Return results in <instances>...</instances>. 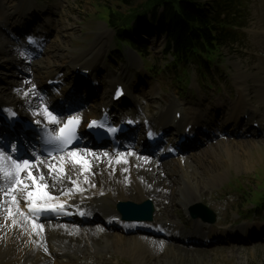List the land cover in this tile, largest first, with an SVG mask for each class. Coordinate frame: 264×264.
<instances>
[{
	"label": "bare ground",
	"instance_id": "bare-ground-1",
	"mask_svg": "<svg viewBox=\"0 0 264 264\" xmlns=\"http://www.w3.org/2000/svg\"><path fill=\"white\" fill-rule=\"evenodd\" d=\"M39 10L35 3L28 6V0H0V11L3 16L0 26H3V30L5 28L4 31L0 29V112L14 115L25 124L45 125L52 130L68 116H78L82 121L88 117L99 118L104 114L116 126V131L126 124L127 117L123 114L124 112L131 113L134 120H139V123L135 128H125L117 133L116 138H122V140L116 153H113L111 148L106 150L87 146L78 149V152L76 149L67 150L53 157H59L58 163L45 162L52 158L42 157L39 151H33L31 155L23 159L16 160L13 156L12 160L30 162V171L35 177V183L28 176L29 169H25L17 176L11 160L0 159V257L11 258L18 264L24 259L25 264H72L69 262L72 261L71 258H75V262L84 261L89 264L98 262V259L94 260L95 257L89 253V256H83L82 253L89 252L91 240L94 241L95 237H99L103 238L102 242H105V245L111 242L110 244L116 248L117 246L124 247V250L134 257V262L137 264H152L150 263L151 257L158 255V247L148 230L151 228L157 231L162 230L165 221L173 223L171 233L178 231L179 239L187 236L194 237L195 240L200 238L203 246L220 244V241L237 246L242 245V241L246 238H250V233L259 229L258 225L252 227L250 224H244L237 227L235 231L231 230L232 235L228 233V228H225L227 232H222L224 228H218L200 219L195 220L196 223L191 229L185 230L179 218L168 216L174 211L176 205L182 207L187 213L189 207L200 202L209 187L212 188L225 179L229 166H238L239 162L243 161L246 148L242 149V146L250 143L243 140L235 141V139L227 138L226 134L233 132V135H230L231 138L240 137L239 134H246L249 137L264 136V68H260L262 75L257 76L242 70L241 65L237 64L234 76L237 98L232 102L233 107L231 104L229 109L224 108L210 117L207 116L206 111L188 103L177 105L173 97H168L165 108H155L149 104L150 101L146 102L144 105L150 116L143 115L142 103L136 101L131 103L133 107H128L124 100L113 103L108 108L102 107L101 105L105 104L103 100H106V104L109 101L108 91L101 92L96 99L91 101L90 105L87 104L90 106L87 108V105L85 107L86 100L93 95L88 92L83 81H75V76L71 77L61 90H50L49 92L45 88V83L48 80L62 79L58 63L68 65L73 75L74 69L79 67V69H91V75L94 78L102 77V74H98L97 71L99 67L101 69V59L107 50L105 38L110 39V29L106 31L100 27L96 33L97 37L89 42V49L74 54L73 47H71V41L75 38L74 25L65 20L61 21V26L57 28L54 25L56 22L52 19L43 21L44 23L41 21L40 24ZM45 11L48 14H55L50 8ZM28 15L31 18L27 20ZM52 24L55 28L54 33L58 35V41L54 43V50L48 51L46 45L49 42L51 35L49 28ZM24 29L27 32L33 30L34 34L24 37L21 44L18 40L13 41L7 38L10 30L15 31L17 37H20L26 34L23 33ZM27 37L35 40L32 46L26 44L25 38ZM152 42L154 46L159 47L164 42V38L160 36ZM44 43L46 45H42ZM51 49H53L52 46ZM41 54L48 56L41 59L38 57ZM126 73L123 69L119 73L107 74L109 86L116 82H125ZM34 74L41 75L42 80L36 83ZM120 76H123L122 79ZM250 78H253L258 85L257 89L251 92L246 82ZM130 92H133L132 88L127 87V93ZM58 99L66 103H75V106L68 112H64L57 105ZM164 99L162 98V101ZM45 108L56 116L58 123L52 124L48 121L44 114ZM176 112L181 113V120L178 122H175ZM121 115L123 117L120 119ZM218 115L223 116V119L216 121L214 117ZM244 116H247L246 120ZM144 119L147 120L146 123ZM241 124L243 127L235 133ZM171 125L181 129L180 134L183 136L188 137L190 133H196V135L192 141L188 140L187 143L181 145L176 144L177 138L173 141L166 138V144L163 147L149 146L143 140L137 141L139 142L137 146H135L136 143L130 146L123 140V138L133 140L136 129H144V127H147L146 130H152L153 136L157 137L161 135L165 127ZM187 125L191 126L188 133L185 132ZM22 127L25 128L24 125ZM228 127L229 129L225 130ZM201 133L206 135V144L218 140V143L214 142L215 146L210 145L207 157L204 153L203 162L202 157L200 158L199 154L192 150L203 143L199 138ZM0 134L5 135L8 143L15 141L14 136L4 127L0 128ZM23 137L27 139V144L31 147L32 141L29 133L26 132ZM168 148H173L171 156L167 152ZM0 149L3 148L0 146ZM185 150H190L189 155L180 158L178 155L183 154ZM72 151L77 152L80 163L74 162L70 155ZM4 155L9 157L7 149L4 150ZM163 156L172 158L170 168L168 167L170 174L162 170L164 160L160 158ZM163 158L166 159V157ZM84 161H87V167ZM192 161L197 162L196 166L201 164V167L198 169L196 166L193 167ZM205 161L207 164L204 163ZM7 172H11L12 175H6ZM173 173L178 175L177 180L165 177ZM17 179L22 180L23 183L17 184ZM37 186H39V191ZM29 192L37 193L33 197L34 208L41 204L63 205L85 216L105 214L109 217H119L116 210L118 200L140 203L149 199L156 203L159 212L156 214L160 217L155 214L157 217L154 216L150 222L114 221L111 227H104L98 223L85 226V223L78 221L71 225L84 227L62 228L56 225H44L45 222L37 223L31 216H28L31 214L29 209H34L31 206L33 201L28 198ZM13 213L16 216L12 218ZM96 225L100 228H95ZM119 225L121 226L120 231L115 232L114 226ZM154 227L157 228L154 229ZM201 228L207 229L209 234H204ZM113 229L114 232H111ZM124 233L128 236L125 237ZM223 233L225 235H221ZM167 235L169 236V230ZM66 239L70 242L65 241ZM166 240L170 241L172 246L167 249L170 253L175 254L177 248L175 246L182 245L179 240L170 238ZM46 241L49 242L47 247L45 246ZM71 242L80 243V245L74 246ZM192 245L199 244L196 242ZM64 258H68L66 262L63 261Z\"/></svg>",
	"mask_w": 264,
	"mask_h": 264
},
{
	"label": "rangeland",
	"instance_id": "rangeland-1",
	"mask_svg": "<svg viewBox=\"0 0 264 264\" xmlns=\"http://www.w3.org/2000/svg\"><path fill=\"white\" fill-rule=\"evenodd\" d=\"M14 1H18V0H14ZM39 2L43 7L41 9L39 7V3L37 0H28V6H30L32 3L37 4V9H40L39 13L44 8L45 10L47 8L53 10L52 12L53 13L55 12V14H48L46 13V11H44V13L47 14V16H45L46 20L52 19L56 22L54 24L55 27L57 26V28H59L61 26V21L63 22L65 20H67L68 23L74 25L75 28L73 32L75 38L72 39L71 41V47H73L74 54L89 49V42H91L95 37H97L96 33L100 27L107 31L106 29L107 27L104 24V22L99 20V18L101 17L98 14L99 11H96L93 8L90 0H39ZM248 8H249L248 25L241 30L243 34H240L238 36L239 43L238 44L235 43L230 49H226L225 54L219 59L217 63L214 64L212 68L213 75L211 78H208L212 86L207 90H205L204 87L207 86L206 83L208 82L203 83L202 79H200V77H197V74L194 71L193 67L191 68L189 75L190 78L189 84L188 85L182 84L184 86L181 90L175 89V85L171 81L172 78L169 73L160 75L157 78L151 77L144 69L138 66L139 61L141 59L137 56L135 52L126 48L125 46H123L122 51L120 50L117 51L115 49L119 42L115 40L116 36L113 30L112 31L110 30L111 35L113 34L112 38L110 37L111 40L108 39V37L105 38V40L107 41V45L105 48H107L108 51L106 50V52L104 53L100 64L102 65L101 69L99 67L98 68L99 71L97 72L98 74H102V77H104V74H106L107 76V74H114L116 72L119 73L120 71L125 69L127 75L126 77H124L125 78L124 81L126 83L128 79L127 85L134 87L136 91L135 94L137 100L143 102L145 100L148 101L152 99L154 100L153 103L154 105H152L150 102L149 104H151L155 108H158V106H161L162 108L164 107V104L161 103V101L159 100V98L162 97L163 94L173 96V98L178 97L177 99H179L178 100L179 103L190 102L192 104H198L202 109L204 107H207L208 104H211L210 100L212 102H215V100L218 99V97H222L224 100H226L225 103L229 104L230 101H228L227 99V94H228L227 91H230V97L234 99V95H233L235 94L234 76L236 74L237 64L241 65L242 70H245L248 73L256 74L257 76L262 75V71L260 70V68H264V0H251L248 3ZM2 18L3 16L0 11V25L2 23ZM42 22L40 21V24ZM54 25L52 24V26H50L52 30L55 29ZM0 29L2 31L5 30V28L3 30V26H0ZM10 32L11 30L7 35L8 39L13 41L19 39L18 42L22 41L23 37L20 38L17 37V33L15 38H11V35H14V33L11 34ZM54 32L55 31H53V35L51 34L49 36V42H47L46 45L48 51L54 50V43L58 39L57 37L58 35H56ZM160 36H163L164 42H162V44H160L159 47H156L153 45L152 40L153 39L155 40ZM132 39L134 41L140 40L144 45H147L148 52L151 55L145 57L144 59L145 64H149V65L161 64V58H162L161 51L165 43V35H162L158 29L151 28L147 34L143 32L142 33L138 32L132 37ZM20 42L19 44H21L23 41L21 43ZM50 44L53 49H51ZM47 56H48L47 54L45 55L41 54L38 57L42 59V57L47 58ZM58 64L59 65L57 66L60 69L59 71H61L59 73L62 74V76L67 74L71 75V68L68 65L61 63ZM66 66L67 68L61 69L62 67H66ZM106 66L111 67L109 69V71L111 72L109 71L105 72V70L102 69V68L105 69ZM66 77L71 79V77L73 76H63L61 80H65ZM122 77L123 76H120L121 79ZM180 78L184 79L183 76H180ZM41 80H42L41 75L34 74V81L36 83L40 82ZM106 80L109 83V79L107 77ZM106 80H102L103 90L105 88H108ZM246 82L247 85L249 86L250 92L255 88L257 89L258 85H256L255 80L253 78L248 79ZM177 91L179 94L177 93ZM213 93H215L214 96ZM203 99L207 101L205 102V104L201 102V100ZM165 100L166 99H164L163 101ZM198 105H193V106L198 107ZM198 109L200 108L198 107ZM204 111L207 112L208 117L213 115V114L208 115L209 112L206 109H204ZM217 118L218 119H216V121H220L223 119V116L218 115ZM239 126L240 127H238L235 130V133L240 131L241 127H243L242 124ZM228 129L229 127L226 128L225 130ZM230 135H233V132H229V134H226L227 138L235 139V141H239V140L248 141L247 143H250V144H243L242 146V149L246 148L245 150L246 152L244 154L245 156L242 159L243 161H240L238 166H232V165L229 166L227 169V174L225 176V179L222 180V182H218L214 187L212 188L209 187L208 192L205 193L203 198L200 199V202L208 206L216 214V220L214 222V225L218 226V228H224V230H221L222 232H227L225 231V228H228V230L231 229L235 231L237 227L242 226L244 224H250L252 225V227H255L259 224L258 225L259 229L254 230V232H251L250 236L252 235L255 236L256 234H252V233L259 231L261 229V226H262V230L260 232H257V237H253V240H251V237L247 238L246 241H250V240L251 241L245 242L243 245L239 244L237 246L236 245L231 246L228 244L227 245L211 244V245H206L208 248L198 247V246H188V245H176L175 247L177 248L175 254L170 253L169 250H167L170 247H172L169 243L170 241L166 242L163 239L154 238L153 242L158 247L157 249L158 255L151 257L150 263L152 264H264V230H263L264 214L251 215L250 212L252 208L250 205L249 195H248V193H252L255 190L260 191L261 188H259L258 186L263 185L262 179L264 177V136L249 137V135L246 134H239V136L240 137L242 136V138L240 137L231 138L232 136ZM243 135L245 137H243ZM199 138L202 139L203 143L192 150L197 152L200 158L202 157L201 159L202 161L205 159L203 158L204 153L207 154L205 155L206 157L208 156V150L210 149V145L215 146L214 142L218 143V140L216 141L213 140L207 142L206 144L205 139L203 140V138L200 136ZM129 144L132 145L134 144V142H130ZM104 149L107 150L106 147ZM78 151L79 150H77V152ZM189 151L190 150H185L183 154H180L178 156H180V158L184 156H188ZM123 152L124 151H122V153ZM168 158L169 159L167 160L164 159V161H162V167H163L162 170H164V172H166L167 174H170V171L168 169L170 168V165L172 163L171 161L172 158L171 157ZM47 161L58 163L60 159L59 157H57V158H52L51 160H46L45 162ZM192 163H193L192 165L193 167L196 166L197 164L196 161H192ZM204 163L207 164V161H205ZM199 167H201V164L196 166L197 169ZM165 177L167 179L171 178L173 180L174 179L177 180L178 175L176 173H173ZM154 203L153 206L156 211L154 212L153 218L154 216L155 218L157 216L160 217V215L156 214V212H158V207L156 203L155 205ZM19 210L20 212L22 211L20 208ZM169 214L170 215L168 217L176 216L177 218H179V222L183 223V227L185 223L186 229L191 228L195 223L193 221L186 222L184 212L182 211V207H179L177 205L175 206L174 211L170 212ZM240 214L247 215L248 217L247 220H249L250 222H246L243 224L241 218H239L241 217ZM14 216L16 215L15 214L12 215V218ZM254 223H258V224H254ZM44 225H52V226L56 225L62 228L84 227L79 225H71L67 223H51V222H46L44 223ZM225 226H230V227H225ZM95 228H100V226L96 225ZM201 231L204 232L202 228ZM111 232H114V229L111 230ZM207 232L208 230L206 229L204 234H209ZM218 232L219 230L217 231V233ZM123 235H125V233ZM221 235H225V233ZM126 236L128 235L126 234L125 237ZM94 239L96 241L91 240V245L89 246L90 251L89 252L86 251V253L84 252L82 253L83 256L85 255L89 256L90 254L92 257H95L94 260L98 259L97 260L98 262H93L89 264H97V263L100 264L101 262L103 263L106 262L104 264H137L136 262H134L135 261L134 257L131 256V254H129L128 252H126L124 250V247L117 246L116 248V246L110 244L111 242L106 243L105 245V242H102L103 238L101 239L99 237L97 238L95 237ZM65 241H67L68 243L70 242L68 239H66ZM48 243L49 242L46 241L45 243L46 247L49 245ZM71 243L74 246L77 244L80 245V243H75V242H71ZM103 246H104L103 250L105 251L102 252L101 250ZM57 259L59 260L58 257ZM24 260H21L20 263L25 264ZM14 263L18 264L17 262H13V259L11 258L0 257V264H14ZM74 264H79V262H76Z\"/></svg>",
	"mask_w": 264,
	"mask_h": 264
},
{
	"label": "trees",
	"instance_id": "trees-1",
	"mask_svg": "<svg viewBox=\"0 0 264 264\" xmlns=\"http://www.w3.org/2000/svg\"><path fill=\"white\" fill-rule=\"evenodd\" d=\"M91 2L107 16L112 28L119 29V33L130 34L136 27L154 22L159 25L167 34L164 56L172 57L170 65L175 72L190 63L208 66L235 38V33L228 29L226 22L233 19L238 0H212V3L204 0ZM136 48L141 50L142 45L138 44ZM253 202L259 212H264V191L256 193Z\"/></svg>",
	"mask_w": 264,
	"mask_h": 264
},
{
	"label": "snow or ice",
	"instance_id": "snow-or-ice-1",
	"mask_svg": "<svg viewBox=\"0 0 264 264\" xmlns=\"http://www.w3.org/2000/svg\"><path fill=\"white\" fill-rule=\"evenodd\" d=\"M119 95V93H118ZM44 114L46 116V118L48 119V121L52 124H56L58 123L56 116H54L52 114V112L48 111L47 108L44 109ZM80 122V118L78 116H69L67 123L61 127L59 129V133L54 137L55 140L60 141L63 144H70L72 139L74 138V130L76 125H78ZM37 123H39V121H37ZM96 122L93 121L91 122V124L89 125L90 127L95 125ZM109 131H115V129H109ZM13 151H15V148H13ZM71 157L73 158L74 162L76 163H80L81 160L78 158V154L75 151H72L70 153ZM0 159H8L11 160L12 165L14 166L16 175L19 176V173L23 172L25 169H29L28 171V176L29 178L33 181V183H35V177L32 176V173L30 171V162L28 160H23L22 162H18L16 160H12L11 157H6L4 155V150L0 149ZM85 167H87V161H84ZM51 168V166H50ZM6 175H12L11 172H7ZM17 184H22L23 181L20 179L16 180ZM25 187H27V185H25ZM38 191H39V186H37ZM37 195V193H33V192H29L28 193V198L30 201H33V197ZM45 195H47V193H45ZM50 198V197H49ZM33 208L35 207V202L33 201L32 205ZM52 208V210H55L56 207H63V205H59V206H50Z\"/></svg>",
	"mask_w": 264,
	"mask_h": 264
},
{
	"label": "water",
	"instance_id": "water-1",
	"mask_svg": "<svg viewBox=\"0 0 264 264\" xmlns=\"http://www.w3.org/2000/svg\"><path fill=\"white\" fill-rule=\"evenodd\" d=\"M119 211L126 217L133 216L136 219L151 220L153 213V206L150 201H146L140 205L132 202L120 203L118 205ZM192 217H201L203 220L212 223L214 221L213 213L205 206L197 204L190 208Z\"/></svg>",
	"mask_w": 264,
	"mask_h": 264
}]
</instances>
